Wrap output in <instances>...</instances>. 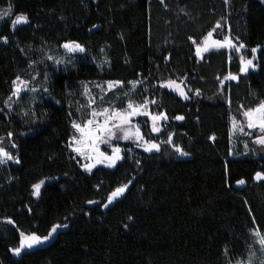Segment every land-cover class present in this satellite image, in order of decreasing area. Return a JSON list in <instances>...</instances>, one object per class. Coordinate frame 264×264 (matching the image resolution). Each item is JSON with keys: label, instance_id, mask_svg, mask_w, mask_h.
Masks as SVG:
<instances>
[{"label": "trees", "instance_id": "16d2710c", "mask_svg": "<svg viewBox=\"0 0 264 264\" xmlns=\"http://www.w3.org/2000/svg\"><path fill=\"white\" fill-rule=\"evenodd\" d=\"M9 5L13 17L25 13L30 22L11 33V19L0 20V36L9 38L7 44L0 41V137L20 161L0 163V264H246L250 250L259 264L264 256L250 230L264 233V180L253 179L264 171V149L245 136L246 154L232 156L229 133L230 117L242 120L240 105L254 107L264 99V67L221 85L229 71L239 73L240 54L216 49L196 59V45L188 38L200 43L222 24L234 42L246 45L242 54L248 58L260 45L254 62L264 65V1L0 0V13ZM69 40L84 45L87 55L67 53L72 63L54 70L44 56H64L58 46ZM105 59L110 64L97 67ZM45 71L51 73L47 85ZM17 75L29 80L36 75L31 87H48L51 99L29 92L13 97L9 110L4 101ZM169 79L183 80L191 98L160 87ZM108 80L123 86L105 92L106 105L123 109L129 100L142 104L147 98L156 101L150 112L166 113L157 133L149 119L136 118L145 139L161 143V150L122 147L124 158L116 166L86 174L67 147L71 121L88 117L83 82H92L96 91V82ZM133 80L143 83L133 90L128 83ZM196 89L200 96L193 94ZM45 111L36 135L30 130L33 113ZM177 115L184 119L177 121ZM169 133L189 155L179 156L162 143ZM240 179L243 185L236 183ZM40 180L46 183L34 197L31 185ZM123 184L127 190L104 207ZM54 224L68 226L19 256L10 251L19 245L20 232L43 236Z\"/></svg>", "mask_w": 264, "mask_h": 264}, {"label": "snow or ice", "instance_id": "6c2138e0", "mask_svg": "<svg viewBox=\"0 0 264 264\" xmlns=\"http://www.w3.org/2000/svg\"><path fill=\"white\" fill-rule=\"evenodd\" d=\"M163 2V0H161ZM227 2V0H226ZM13 17L12 6L9 5L8 9L0 14V20H4L5 18L11 19V29L14 31L17 26L28 24L29 17L25 13L15 14ZM93 27H96L95 25ZM217 27H220L217 24ZM213 33L210 31L203 38L202 43H197L192 37L188 39L196 45L195 47V56L198 58H202L204 53L209 52L210 49H229L234 50L235 53L239 55V73L233 74L232 72H228L223 79L219 80L221 85H224L226 81H238L240 79L241 74H249V70H257L258 68L264 67V65H258L254 61L256 60V54L260 45L256 47H252L250 49L251 58H248L244 54H242V50L246 48V45L242 42H234L233 38L230 36H224L222 40L220 39H212ZM8 36H0V41L7 44ZM238 41V38H236ZM65 50L66 53H83L87 55L88 49L82 45L81 43L73 40L65 41L64 43L58 46ZM23 51V49H22ZM103 51V50H101ZM168 59L167 57L165 58ZM231 59V57H229ZM44 60L51 61V67L56 70L59 65H67L72 63L71 58L63 59L60 57H56L50 54H45ZM42 61H31L29 63V67L37 63H42ZM104 64H110V61L105 59L98 64L97 67H103ZM39 75V73H37ZM51 73L45 71L43 73V84L47 85L50 80ZM36 80V75H33L31 79H23L20 75H17L15 79L12 80V88L11 94L4 101V104L7 106L9 110L12 109V99L13 97H20L21 93L24 91H30L32 93H37L38 91H42L45 95L49 96L51 99V93L49 92L48 87H29L32 81ZM92 82H83V92L81 93L87 100V109H90L88 112L89 118L87 120H82L78 122L73 119L71 121V128L74 130V134L70 136L67 147L71 150L72 153L76 155L72 158L76 160L79 164V167L82 168L85 172L91 173L92 170L100 164L106 165L109 168L116 166L117 162L122 160L124 157L121 155L122 149L119 146H112V141L115 140H134L137 147L143 148L145 152H159L161 150V143L156 142L154 139H145L144 134L140 131V125H133L132 120L137 116H147L151 121V131L153 133H157L161 131V126L159 122L167 121L168 117L165 112L152 113L148 111L149 104H155V100L149 101L147 98L144 100L142 104H136L134 101L129 100L126 107L123 109H116L114 107H105L100 111L95 109L96 99L92 94V90L89 87V84ZM131 85V88L135 90L138 84H142L141 80H133L128 82ZM184 81L181 80L178 84L176 80L169 79L166 82L160 84V87H167L172 91L176 92L182 99L188 100L190 99V95L185 91L182 85ZM106 85V87H105ZM123 86V82L119 80H108L103 82V84L96 82L95 87L100 90V99L103 100V96L105 92H109L112 90H117ZM195 96H200L201 91L196 89L193 93ZM71 95V93H69ZM129 93H125V96H128ZM35 99V97H33ZM55 104L59 105L60 101L55 100ZM230 103V101H229ZM77 111L84 115L85 107L81 106L77 109ZM27 115V113H24ZM242 120H238L236 116H231V126H230V140L231 138L239 132L240 134L246 135L252 138V143L261 146V149H264V99H260L259 103H257L254 107L245 108L243 105L239 106V113ZM34 119L32 120V128L31 131H34L36 135H39L43 130L40 125L44 122L47 112L45 111L43 115L36 116L33 113ZM69 116H72V113H68ZM177 121H181L184 119L183 116L177 115L175 117ZM145 126H147L145 124ZM245 128L248 131H245ZM134 129V130H133ZM78 134V135H77ZM13 137L12 132L7 133V138L11 141ZM3 137H0V163H5L6 161H15L19 163V157L13 156L4 146H3ZM162 143L168 144L172 147V150L175 154L179 156H187L188 152L184 151V149L173 142V134L169 133L166 141ZM106 144L111 147V153H107L101 151L100 145ZM12 148H16L17 145L15 143L11 144ZM247 143H245V148L247 150ZM130 151V150H129ZM139 164V161H136ZM66 175V174H65ZM253 179L256 181L264 180V171H256ZM131 183V181H129ZM237 184L243 185L245 183L244 179H240L236 181ZM45 184L44 180H40L37 183L31 185L33 196H41L42 194V186ZM128 188V184H123L121 186L116 187L108 196H107V204H104V207H107L108 204L116 201ZM87 203L93 204L95 201H88ZM249 212L251 210L249 209ZM132 219V217H129ZM12 223L11 220L8 221ZM253 223H255V219L253 217ZM67 224H54L51 229L47 232L46 235H39L36 232H32L31 234L26 235L23 232L19 233V245L10 249V251L14 255H21L22 249H31L38 245H41L47 242L61 227H67ZM127 227V225L125 226ZM250 234L254 237L253 245H259V253L264 256V233L259 231V228H253L250 230ZM250 245V249L253 247ZM225 253L227 254V248L225 249ZM257 257V253L255 251L249 252V257L247 264H255V260ZM237 264H243V262L238 261ZM259 264H264V259H261Z\"/></svg>", "mask_w": 264, "mask_h": 264}, {"label": "rangeland", "instance_id": "374dc122", "mask_svg": "<svg viewBox=\"0 0 264 264\" xmlns=\"http://www.w3.org/2000/svg\"><path fill=\"white\" fill-rule=\"evenodd\" d=\"M264 1V0H263ZM6 11V10H5ZM3 13V12H2ZM2 13H0V14H2ZM6 19V18H5ZM224 30H226V28L222 25V24H220V27H217V25L215 26V28L213 29L212 28V30H211V32L213 33V35H212V39H220V40H222L223 38H224V36H230L229 34H228V32H226V31H224ZM203 42V39H202V41L200 42V43H202ZM196 47V46H195ZM211 50H216V49H210L209 51H211ZM226 50H228V51H230L229 49H226ZM231 51H234V50H231ZM205 54V53H204ZM203 54V55H204ZM69 55L66 53L64 56H62V57H60V58H63V59H69V57H68ZM193 56L196 58V59H201V58H198V57H196L195 56V49H194V53H193ZM71 58V57H70ZM165 82V81H164ZM178 84L180 83V82H177ZM103 84V83H102ZM105 87H106V85H105ZM182 87H184L183 85H182ZM169 89V88H168ZM92 90V89H91ZM169 90H171V89H169ZM172 91V90H171ZM30 92V91H29ZM110 92V91H109ZM172 92H174V91H172ZM31 94H33L32 92H30ZM176 95H178L176 92H174ZM92 94H93V96L95 97V99H96V103H95V109L97 110V111H100V110H102L103 108H105V107H114V108H116L115 107V105L113 104V103H110V104H107L106 105V103L103 101V100H101L100 99V90L98 89V88H96V91H93L92 90ZM96 94H98L99 96H96ZM179 96V95H178ZM180 97V96H179ZM103 99H104V96H103ZM12 101H13V99H12ZM87 101V100H86ZM126 107V106H125ZM124 107V108H125ZM117 109V108H116ZM90 111V109H88V112ZM149 111V110H148ZM139 116H137V117H135V118H133V120H132V124L133 125H137V122H136V118H138ZM142 117H146L147 119H149V117H147V116H142ZM89 118V115H88V117H87V119ZM86 119V120H87ZM164 121H161V122H159V124H160V126H161V124L163 123ZM149 123L151 124V121H150V119H149ZM230 126H231V117H230ZM134 130V129H133ZM245 131H248L246 128H245ZM245 136L246 135H243V134H240L239 132H237L232 138H231V153H232V156H234V155H245L246 154V152H247V150H248V147H247V150H246V148H245V143H246V141L244 140L245 139ZM250 141L252 142V138L250 137ZM5 141H3V146L5 147ZM256 145V144H255ZM112 146H119L120 148H122V147H128V148H139V149H141V150H143V148H141V147H137L136 146V143H135V141L134 140H123V139H120V140H113L112 141ZM100 149H101V151H104V152H107V153H111V147L109 146V145H106V144H101L100 145ZM144 151V150H143ZM75 154V153H74ZM76 155V154H75ZM14 162V160L13 161H6L5 163H1V164H8V163H13ZM96 167H104V168H107V169H111V168H109V167H107L106 165H103V164H100V165H97ZM95 167V168H96ZM113 168V167H112ZM84 171V170H83ZM85 172V171H84ZM86 174H89V172H85ZM45 181V183H46V180H44ZM44 186V185H43ZM42 186V187H43ZM34 197H37V196H34ZM235 264H237V263H235ZM243 264H245V263H243ZM247 264V263H246Z\"/></svg>", "mask_w": 264, "mask_h": 264}, {"label": "flooded vegetation", "instance_id": "af4514ba", "mask_svg": "<svg viewBox=\"0 0 264 264\" xmlns=\"http://www.w3.org/2000/svg\"><path fill=\"white\" fill-rule=\"evenodd\" d=\"M14 18V17H13ZM25 25V24H24ZM24 25H21V26H19V27H16V29L13 31L12 29H11V21L9 22V25H8V29L10 30V32L11 33H13V32H16V30L18 29V28H20V27H22V26H24ZM63 50V52L66 54V52H65V50L64 49H62ZM68 54H71V55H79V54H82V53H68ZM31 85L32 84H30V86L29 87H31ZM26 93H29V91H24V92H22L21 93V96L23 95V94H26ZM20 96V97H21ZM20 97H14V98H17V99H19Z\"/></svg>", "mask_w": 264, "mask_h": 264}, {"label": "built area", "instance_id": "2783aa9c", "mask_svg": "<svg viewBox=\"0 0 264 264\" xmlns=\"http://www.w3.org/2000/svg\"><path fill=\"white\" fill-rule=\"evenodd\" d=\"M72 132H73V134H74V130L72 129ZM78 135V134H77Z\"/></svg>", "mask_w": 264, "mask_h": 264}, {"label": "water", "instance_id": "95a60500", "mask_svg": "<svg viewBox=\"0 0 264 264\" xmlns=\"http://www.w3.org/2000/svg\"><path fill=\"white\" fill-rule=\"evenodd\" d=\"M19 26H21V25H19ZM19 26H17V27H19ZM250 70H252V69H250ZM250 70H249V71H250ZM26 249H27V248H26Z\"/></svg>", "mask_w": 264, "mask_h": 264}]
</instances>
